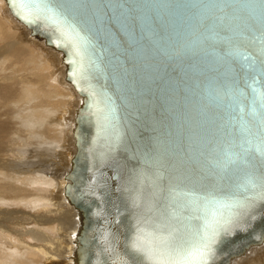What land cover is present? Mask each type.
I'll list each match as a JSON object with an SVG mask.
<instances>
[{
    "label": "water",
    "instance_id": "1",
    "mask_svg": "<svg viewBox=\"0 0 264 264\" xmlns=\"http://www.w3.org/2000/svg\"><path fill=\"white\" fill-rule=\"evenodd\" d=\"M6 5L62 51L79 97L63 197L99 188L122 201L129 260L223 264L236 241L256 243L245 236L264 229V0Z\"/></svg>",
    "mask_w": 264,
    "mask_h": 264
},
{
    "label": "bare ground",
    "instance_id": "2",
    "mask_svg": "<svg viewBox=\"0 0 264 264\" xmlns=\"http://www.w3.org/2000/svg\"><path fill=\"white\" fill-rule=\"evenodd\" d=\"M61 52L30 34L28 27L11 17L6 0H0V205L22 204L28 211L52 206L56 214L50 219L51 212L48 217L36 212L39 216L31 218L42 230L22 232L31 241H15L18 245L9 242L2 233L6 224H0V264H44V260L45 264H134L116 237L130 219H124L122 201L111 204L99 188L82 191L79 197L72 194V199L63 197L64 186L74 185L63 176L78 155L71 132L79 97L64 79ZM1 209L3 223L11 218ZM54 222L61 228L59 240L52 243L46 230ZM258 229L245 236L255 234L256 243L236 241V248L221 257L223 264H264V229Z\"/></svg>",
    "mask_w": 264,
    "mask_h": 264
},
{
    "label": "rangeland",
    "instance_id": "3",
    "mask_svg": "<svg viewBox=\"0 0 264 264\" xmlns=\"http://www.w3.org/2000/svg\"><path fill=\"white\" fill-rule=\"evenodd\" d=\"M3 17L5 18V16L3 15ZM6 19V18H5ZM13 29H14V27H13ZM14 30H16V29H14ZM20 41L22 42V43H24L21 39H20ZM19 43V42H18ZM16 45V44H15ZM31 48H33V47H31ZM36 50H38V49H36ZM54 68V67H53ZM51 75L54 77L55 75H57L55 72H54V69H53V71L51 70ZM51 79V78H50ZM63 87V86H62ZM65 88V87H64ZM68 105V104H67ZM67 105H66V107H67ZM65 114H66V110H65V112H64ZM63 142H64V136H63V139H62V141H61V145L63 144ZM62 149V148H61ZM6 158H9V156H5ZM17 161V159L16 158H11L10 160H12V161ZM52 181V179H50V182ZM17 208H16V207ZM11 207H14V208H11ZM45 206H42V207H40V209L39 208H37L36 210H31V209H29V211H28V208H25V206H23L22 204H20V205H13V204H11V203H9V204H6V205H0V209L1 210H3V213H5L6 214V216H10V218L11 219H8L7 221H5V222H3V223H1L0 222V224H4V226H5V224H6V226H5V228L6 229H4V231H2V233L4 234L5 233V235L6 236H9V238L11 239L9 242H11V244H13V245H18V244H21V243H25V242H30L31 240H30V238L29 237H27L26 235H23V233L22 232H25L26 230H28V229H35V230H42V226H39V225H36L35 224V222L33 221V219L31 218L32 216L33 217H36V216H39V215H42V216H46V217H48L49 215H51V213H52V215L49 217L50 219H53V217H55L56 216V214H55V212H54V207H52V206H46V208H44ZM49 209H48V208ZM5 209V210H4ZM12 209V210H11ZM17 209V210H16ZM19 209V210H18ZM39 209V210H38ZM42 209L44 210H47L49 213H46L47 211H42ZM9 210V211H8ZM50 210H52V211H50ZM10 211H12V212H10ZM23 211V212H22ZM35 211V212H34ZM43 213H42V212ZM28 212H32L31 214H29ZM34 212V213H33ZM36 212H37V214H39V215H36ZM45 212V213H44ZM51 212V213H50ZM13 214V215H12ZM22 214H23V216H22ZM24 214H25V216H24ZM29 214V215H28ZM34 214V215H33ZM44 214V215H43ZM21 215V216H20ZM28 215V216H27ZM17 218H16V217ZM20 216V217H19ZM48 218V219H49ZM19 219H21V220H19ZM25 219V220H24ZM27 219H29V221H27ZM12 220H15V221H12ZM9 221V223H7ZM12 221V222H11ZM64 221V219L62 220V222ZM32 222V223H31ZM34 222V223H33ZM61 222V223H62ZM30 223V224H29ZM8 224V225H7ZM27 224V225H26ZM32 224H34V225H32ZM56 226V228L55 227H53V226ZM51 226V227H50ZM12 227H14V228H12ZM22 229H21V228ZM48 227H50V228H48L49 229V231H47L46 230V233L48 234V235H50L51 236V242L52 243H55L56 241H58L59 240V238H60V236H59V232H58V230L61 228V225L60 224H56L55 222L54 223H52V224H50ZM8 228V229H7ZM53 228V230L51 231V229ZM14 229V230H13ZM24 229V230H23ZM13 230V231H12ZM18 230V231H17ZM20 230V231H19ZM16 231L17 232H19L18 234L16 233ZM54 231V232H53ZM14 232V233H13ZM20 233H21V235H20ZM9 234V235H8ZM17 234V235H16ZM15 235V236H14ZM11 236V237H10ZM18 236V238H19V240H18V238L16 239L15 237H17ZM13 238V239H12ZM21 239V240H20ZM14 242H13V241ZM15 241H18V242H20V243H18V244H16L17 242H15ZM46 248H48V246L46 247ZM53 249V248H52ZM45 259V258H44ZM44 264H45V260H44Z\"/></svg>",
    "mask_w": 264,
    "mask_h": 264
},
{
    "label": "snow or ice",
    "instance_id": "4",
    "mask_svg": "<svg viewBox=\"0 0 264 264\" xmlns=\"http://www.w3.org/2000/svg\"><path fill=\"white\" fill-rule=\"evenodd\" d=\"M136 250H137V251H143V248L137 246V247H136Z\"/></svg>",
    "mask_w": 264,
    "mask_h": 264
}]
</instances>
